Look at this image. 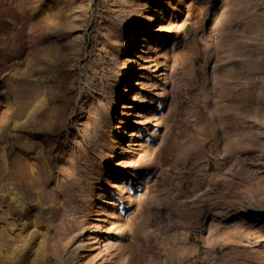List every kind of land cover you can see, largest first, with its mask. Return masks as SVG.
<instances>
[{
  "label": "rangeland",
  "instance_id": "rangeland-1",
  "mask_svg": "<svg viewBox=\"0 0 264 264\" xmlns=\"http://www.w3.org/2000/svg\"><path fill=\"white\" fill-rule=\"evenodd\" d=\"M0 264H264V0H0Z\"/></svg>",
  "mask_w": 264,
  "mask_h": 264
}]
</instances>
